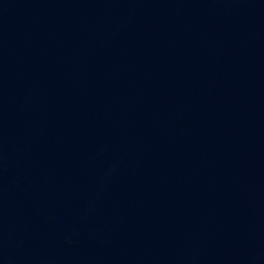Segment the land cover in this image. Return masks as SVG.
Instances as JSON below:
<instances>
[{
  "label": "water",
  "instance_id": "water-1",
  "mask_svg": "<svg viewBox=\"0 0 264 264\" xmlns=\"http://www.w3.org/2000/svg\"><path fill=\"white\" fill-rule=\"evenodd\" d=\"M0 264H264V0H0Z\"/></svg>",
  "mask_w": 264,
  "mask_h": 264
}]
</instances>
